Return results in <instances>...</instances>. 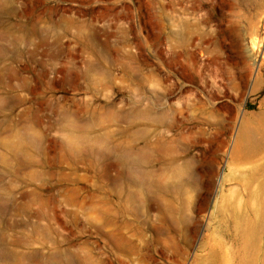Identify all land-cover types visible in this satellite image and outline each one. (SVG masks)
<instances>
[{
    "label": "rangeland",
    "instance_id": "1",
    "mask_svg": "<svg viewBox=\"0 0 264 264\" xmlns=\"http://www.w3.org/2000/svg\"><path fill=\"white\" fill-rule=\"evenodd\" d=\"M167 4L196 34L220 21L225 44L222 64L212 65L194 49L195 36L188 50L197 78L168 82L177 85L167 103L179 105L184 91L201 101L203 118L213 120L211 106L224 118L205 142L187 138L197 164L204 150L222 151L210 179L195 176L191 221L170 234L177 247L169 234L163 247L152 242L157 235L144 217L154 210L139 208L135 218L129 179V115L159 104L167 84L160 68ZM61 17L73 25L59 24ZM207 17L214 21L202 26ZM263 115L264 0H0V264H264V164L223 191L218 184L243 118L261 131ZM172 122L139 126V146L167 145L179 155ZM231 187L239 191L228 195ZM221 197L222 227L213 234Z\"/></svg>",
    "mask_w": 264,
    "mask_h": 264
},
{
    "label": "bare ground",
    "instance_id": "2",
    "mask_svg": "<svg viewBox=\"0 0 264 264\" xmlns=\"http://www.w3.org/2000/svg\"><path fill=\"white\" fill-rule=\"evenodd\" d=\"M170 9H172L170 4H167L162 8L160 21V68L162 71V81L167 84L159 91V104L150 102L145 108L138 107L132 109V112L129 115L132 131L129 155V179L132 188L130 192V203L133 208L132 213L134 216L136 213L138 214L139 208L154 210L156 212L155 215H145V226L146 228L153 230L157 235L152 242H157L162 247L167 243V239L166 241L164 239L165 234L178 235L180 234V223L191 221V218L188 215V210L193 204L192 193L194 185L196 186L195 176L196 174L201 173L202 178L203 175L206 174L208 175V177H206L207 180L210 179L219 163L220 153L222 151V145L212 152H210L209 149L204 150L202 154V162L197 164L188 152L187 138L192 139L190 142L191 145L194 146L205 142L209 139L206 136H211L213 133L209 132L208 129L213 128V130H216L217 127H223L224 123V118L219 113L220 109H216L214 106H211L209 111L210 114H214L213 120L211 121L203 118L202 115L206 113V109L201 104V101L195 98L191 99L190 96H183L184 91H180L178 94V99L180 100L179 105H173L166 101L168 98L175 96L174 93L177 84H168L170 79L180 78L193 81L197 78V57L194 51L190 52L188 50V47L192 45L195 36L198 43L197 46L195 44L194 49L198 50L199 54H202V56H209L208 62L212 65L219 66L222 64L221 61L223 58L221 57V51L222 45L224 44V30L222 29V23L220 21H216L217 24L215 25V30L196 34V30L193 32L187 21L178 19L177 17L173 18ZM212 21H214L212 18L207 17L199 23L202 24V26H208ZM58 23L71 26L73 25L74 20L61 17ZM77 32L79 40L83 41L85 35L82 27L78 26ZM235 40V43L239 46L240 37L236 36ZM85 42H88L87 39ZM154 78L155 77L152 75L148 77L150 83L156 81ZM167 119L173 121L169 127L175 130L176 135L179 137V140H181L178 147L179 155H175L173 149L167 145L154 146L152 152L149 151V144H145L142 147L139 146L137 140L139 126L147 125L148 123L157 128L159 125L166 122ZM261 122H264V115ZM70 126L69 133L72 134L76 129H74L73 123H70ZM203 126H206L207 128H203ZM141 131L143 135L148 134V130L146 129H142ZM237 131L238 139L236 144L227 155V162L225 165L226 172L222 173L218 183L220 184L221 191L225 189V186L230 181L233 180V182H235L240 179L243 172H247L251 175L253 171L256 172V170L261 168L264 164V130L259 131L256 124L253 121H250L249 117H244L242 125ZM213 135H215V133ZM207 154L209 155L208 160L205 158ZM154 161L157 163L161 162V166L157 171L149 169V164H153ZM242 164H251L252 166L240 167ZM248 174H246V176ZM255 177L257 176L255 175ZM241 184L242 188L240 187L239 189L244 193L247 186L245 187L243 183ZM257 186L258 185L253 186V193L256 192ZM227 191V194L229 195L239 190L238 187H231V189H228ZM222 198L225 199V197H221V202L215 205L214 213L216 214V221L214 222L215 227L212 231L213 234H217L220 227H222V223L219 220V217L222 216L220 215V207L224 205V199ZM231 204H233V202ZM255 206H257L256 202ZM224 211H226V209ZM170 239L169 241L171 245L177 247L175 237L171 236ZM213 240L215 239L213 238ZM147 244L151 245V242L148 241ZM212 249L213 248H211V250ZM213 253L215 254V252ZM218 259L220 258L218 257Z\"/></svg>",
    "mask_w": 264,
    "mask_h": 264
}]
</instances>
